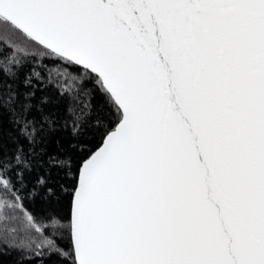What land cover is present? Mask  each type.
Instances as JSON below:
<instances>
[{"label": "snow or ice", "instance_id": "snow-or-ice-1", "mask_svg": "<svg viewBox=\"0 0 264 264\" xmlns=\"http://www.w3.org/2000/svg\"><path fill=\"white\" fill-rule=\"evenodd\" d=\"M13 253L264 264V0H0Z\"/></svg>", "mask_w": 264, "mask_h": 264}, {"label": "trees", "instance_id": "trees-1", "mask_svg": "<svg viewBox=\"0 0 264 264\" xmlns=\"http://www.w3.org/2000/svg\"><path fill=\"white\" fill-rule=\"evenodd\" d=\"M38 96L40 93L37 94ZM9 129V126L5 122L4 124V132L7 133ZM5 142H7V136H5ZM67 207V201L65 200L64 204L62 205L61 210H66ZM17 259V255L13 253L11 256H5V255H0V264H14V262ZM48 264H53L52 261H48Z\"/></svg>", "mask_w": 264, "mask_h": 264}]
</instances>
